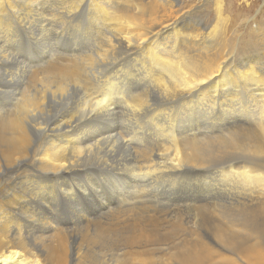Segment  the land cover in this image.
I'll list each match as a JSON object with an SVG mask.
<instances>
[{
  "label": "bare ground",
  "instance_id": "bare-ground-1",
  "mask_svg": "<svg viewBox=\"0 0 264 264\" xmlns=\"http://www.w3.org/2000/svg\"><path fill=\"white\" fill-rule=\"evenodd\" d=\"M186 4L0 0V264H216L215 248L199 235L157 247L173 242L175 229L159 233L154 216L133 208L154 204L159 183L177 188L162 193V204L178 205L186 186L212 181L237 205L264 208V44L229 48ZM20 32L34 41L29 63L48 65L33 70L25 89L17 74L2 75L12 58L5 43H20ZM257 32L264 42V25ZM29 69L20 61L16 71ZM202 114L217 126L235 119L210 141L188 125ZM124 117L148 118L150 145L134 151L136 137H121ZM213 233L229 253L218 254L219 264H264V219L222 216Z\"/></svg>",
  "mask_w": 264,
  "mask_h": 264
},
{
  "label": "rangeland",
  "instance_id": "rangeland-1",
  "mask_svg": "<svg viewBox=\"0 0 264 264\" xmlns=\"http://www.w3.org/2000/svg\"><path fill=\"white\" fill-rule=\"evenodd\" d=\"M187 3H188V4H186L187 7H192L195 4L198 8V11L196 13L197 18H194V20L197 22H200V23L202 22L203 25H207L209 27V31L211 29H214V27L217 28L220 31L221 37L229 44V46H228L229 48H231V49L243 48L244 51L248 52L253 47L259 48L260 45L264 44V42L260 41V39H261L260 36H261L262 32H260V33L257 32V30L261 29V27L263 28V25H264V14H262V12H260L261 8H262L261 7L262 1L258 2V0H235V1L234 0H190V1L187 0ZM250 5H252V6L250 7ZM263 10H264V8H263ZM82 19L87 21V16H86V18L85 17L80 18V21ZM15 24H17V23L15 22ZM59 26L61 27V25H59ZM20 33L22 34L19 36L20 38L17 37L18 40L20 41V43L17 42L16 40L14 41V43H9V42L5 43V47L7 48V50H9L7 53L10 56V58L11 57L12 58L6 61L7 65L3 68L2 75L4 74L3 78L7 77V79H9V77H11L13 75L12 73H14V76H16V74H17V77H15V78L16 79L18 78L21 82L24 83L23 88L24 87L28 88V84H30V83H27L26 79H28V82H30L31 75L34 73V71L40 72L42 69H45L48 65L44 66V68L39 70V67L42 65L40 62L38 63V61H36L35 63H29V59L27 57H25V50H26V46L34 44V41L27 38L28 33L27 34L22 33V32H20ZM93 39H95V38H93ZM250 41L253 43L252 46L250 48L245 47V45H247ZM53 42H55V41H53ZM96 42L99 43V41L96 39L91 42V44L94 43V46L92 48H90V50L87 52L88 54L93 49L97 48ZM91 44H90V46H91ZM16 51H17V53L18 52L19 53L17 54ZM87 53L82 55L79 58L81 59L82 57L87 55ZM93 55H95V54H91V55L89 54L90 57H92ZM0 57H2L1 59L3 60V56L1 54H0ZM9 61H11L12 63L10 62L11 63L10 64ZM20 61H23L24 63L26 61V64L31 69V70L30 69L27 70L26 74H24V75L22 74L23 72L18 73L16 71L17 66H19ZM77 61H79V60H77ZM25 82H26V85H25ZM4 99H5V96H4ZM193 104L195 105V103H193ZM197 104H198V102L196 103V105ZM47 116H48V113H47ZM204 117H205L204 114H202L199 117L190 118L192 121H190V119H189L188 125H189V127L191 126L190 131L191 130L195 131L194 128H197V127H200V129H202V130H207V134H205V136H201L200 139L209 138L210 141H215V140H212L211 138L217 139L220 135H222L220 133L221 128L223 129V127H226L225 124H228L233 119H235V117L230 115V114L225 116V117H221V114H220L221 119H225V121L223 122V124H220L217 126L214 124H208L209 122H207L206 118H204ZM124 118L120 119V122H121L120 124L123 126V127L121 126L123 129V133H122L121 137L123 139H125L126 136H127V138H130V139L132 137L133 138L136 137L135 141H137L138 143H137V147H135L134 151L136 149H140V147H138V146L144 145V147H146V146L150 145V143L148 142L150 139H146V138H150V134L152 133V128H151L152 126L149 124V122H148L149 120H147L148 118L146 117L143 120H140L138 123L132 122L133 120H130L129 118H128V120L125 118V122H127V121L129 122V123L127 122V124L124 122ZM130 122H132V124ZM135 123H136V125H135ZM244 127H249V128H247L248 130L252 129L251 128L252 126H250V125H247ZM137 130H138V132H137ZM208 130H210V131H208ZM129 131L131 132V134L129 133ZM133 131H135V132H133ZM132 133L134 135H132ZM208 133H209V135H208ZM223 134H224V132H223ZM225 134H226V132H225ZM141 135H142V137H141ZM137 138H139V139H137ZM140 138H142V139L140 140ZM138 140L140 141V143ZM142 140H144V141L142 142ZM216 145H217V143L210 144L209 147L205 148V150H204L205 153L207 155L210 154L208 152V149H210V147H212V149L214 150V147ZM226 154H232V153L227 151ZM119 158H121V157H119ZM217 159H218V157L212 158V160H217ZM89 163H90V165H94L96 163V159L92 158ZM98 177L103 178V177H106V175H104V174L98 175ZM214 178L215 177H212L209 180H213ZM80 180H82V178H80ZM213 184L214 183L212 181H210L208 183L201 182L199 185L196 184V185H189L188 187L186 186V190H187L185 192L186 198L183 202H180L177 205L176 203L172 202L171 200H167L166 201L167 203L164 202L163 204L160 203V201H158L159 198L161 197L162 193L165 192L166 190L171 192V191H176V189H177L176 187H171L172 185H169V187H168L167 186L168 184H166V183H159L157 186L161 190H158L156 187V191H155L156 193L154 192L153 200H152V202L154 204H152V203L149 204L148 208L146 205V206L142 207L143 209L141 207L133 208V210L137 209L136 210V211H138L137 213H139V210H141L140 214H142L144 217H148V216L150 217V214H151V216H154V218H156L157 219L156 221L158 222L157 227H158L159 233L163 234V233L170 232L172 229H175V232L173 233V239H172L173 242H168L167 240H162L159 243H157V244H161L160 246H157V247L166 249L165 248L166 245H168L170 243H172V245H176V244L179 245L180 243H191L192 241L196 240L195 235H199V238H202L205 243H208V244H210V246L212 248H215L214 251L216 254H215L214 259H215V262L217 261L216 264H219L220 259L217 257L218 254L224 255V253L226 251L221 249L218 246V244L216 243V241L214 240L213 228L218 224V221L222 218V216H224V218L226 219L227 222L231 221V220L237 221L241 218H247L253 222V216H254L258 225H260V223L264 219V210H263L264 208H262L261 205H258L257 203H255L254 205H241L240 203H238V205H237L235 203V200L234 201L231 200V198H234L235 195L232 197L228 196V195H222V196L218 195L217 194L218 191L214 188ZM161 185H163V186H161ZM190 186H191V188H190ZM161 187H163V188H161ZM167 188H169V189H167ZM172 188H173V190H172ZM203 189L212 190L214 195H211V197L209 199H204L203 196H205L206 193L202 192ZM106 196H105V198H106ZM241 199H242V197H241ZM236 200H238V199H236ZM250 200H251L250 198H247V201H250ZM155 205H156V207H155ZM183 205H185L186 207ZM149 206H151V207H149ZM145 207L148 209V211ZM170 207H172V208H170ZM151 210L152 211L154 210L153 212H155V213L153 214V212ZM136 211H133V212H136ZM147 213H149V214H147ZM130 214H132V213L129 212L127 214V216L130 217ZM127 216H125V218H124L126 220L122 219V222L127 221L126 222L127 224H128V222H130V223L128 225H126L125 222H123V224L121 223V227L125 226V227H123L125 235L129 234L128 233V232H130L129 227L132 224L131 223L132 219L130 220L129 217H127ZM159 217H161V218H159ZM128 219H129V221H128ZM127 226H129V227H127ZM116 228H117L116 226H113L110 228V230H111L110 235L112 233L113 234L115 233ZM263 244H264V240H263ZM149 253L151 254V252H149ZM225 255H226V257H228L229 253L226 252ZM236 263L240 264L238 262H236Z\"/></svg>",
  "mask_w": 264,
  "mask_h": 264
}]
</instances>
